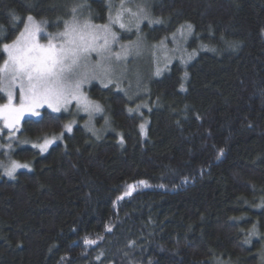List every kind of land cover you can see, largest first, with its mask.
Masks as SVG:
<instances>
[{"label":"trees","instance_id":"trees-1","mask_svg":"<svg viewBox=\"0 0 264 264\" xmlns=\"http://www.w3.org/2000/svg\"><path fill=\"white\" fill-rule=\"evenodd\" d=\"M121 3L0 0V41L12 43L29 15L55 35L73 8L105 24ZM123 4L162 21L142 25L144 48L191 25L186 51L196 56L152 73L141 111L114 87L91 86L109 120L100 139L78 125L41 153L33 145L69 120L47 109L25 119L13 141L0 132V264H261L264 0ZM6 58L0 45V64ZM11 162L30 167L10 179L3 171Z\"/></svg>","mask_w":264,"mask_h":264},{"label":"snow or ice","instance_id":"snow-or-ice-1","mask_svg":"<svg viewBox=\"0 0 264 264\" xmlns=\"http://www.w3.org/2000/svg\"><path fill=\"white\" fill-rule=\"evenodd\" d=\"M138 8V12H132L130 8L124 7L122 0L120 11L115 18L110 13L108 23L103 25L93 24L90 20L81 22L75 15L76 8H73L72 19L66 21L64 30L55 35L45 30L46 21L37 22L29 15L23 30L12 43L0 41L2 51L7 57L3 64H0V92H4L7 97L6 102L0 104V125H2L0 132L5 128L8 129L11 139L13 132L19 130L18 126L25 114L38 116L39 112L36 109L45 104L53 111H59L62 105L76 100L78 104L83 105L85 111H100L99 105L91 104L80 93L83 77L87 75L88 61L91 54L95 53L99 58L97 66L101 67L106 75L112 71L111 65L100 63L110 60L111 56H115L117 60L122 58L121 52H112V45L118 44L119 38L111 25L118 24L121 29H125L122 16L124 12H128L130 17L136 19V27L139 28L140 22L148 17L142 5ZM141 13L144 15L141 16ZM13 19L19 18L13 17ZM149 22L160 23L159 20ZM191 32L192 26L188 25L186 32L181 30V35ZM41 33L44 34L47 43L40 42ZM122 52L126 57L128 50L123 46ZM17 87L18 98L14 91ZM66 127L71 131L70 125ZM141 128L143 129V125ZM50 143L52 141L46 139L39 146L40 150L46 151ZM220 154H223L222 150ZM27 167V164L12 162L5 174L14 177L18 168ZM134 187L135 185H130L125 195H130ZM255 234L253 231L251 235ZM250 240L249 236L244 242L250 243ZM85 243L91 244L94 241L86 238Z\"/></svg>","mask_w":264,"mask_h":264},{"label":"rangeland","instance_id":"rangeland-1","mask_svg":"<svg viewBox=\"0 0 264 264\" xmlns=\"http://www.w3.org/2000/svg\"><path fill=\"white\" fill-rule=\"evenodd\" d=\"M131 11L138 12V10H131ZM116 14L117 13L114 12V14L112 15L113 18H115ZM143 15L144 13H141V16ZM76 16L81 22H83L84 20H90L85 16H79V15ZM147 17H148L147 19H143L142 22H140L139 28H137L136 19L130 17V14L128 12H124L122 16V20L125 23L126 28L121 29L118 24L111 25L112 30L117 33V36L119 38V43L112 45V52H121L122 58L120 60H117L115 56H111L110 60H105L100 62L103 65H111L112 71L106 75L103 69L97 66V62L99 61V58L96 56L95 53L91 54L90 60L88 61L87 75L86 77H83V82L80 85V93L84 97H86L88 102L94 105H99L97 102H95L90 98L88 93L91 86L98 84L104 88L114 87L115 90L123 93L128 98L132 99L134 103L139 104L138 109L139 111H141L142 109H145L144 104L141 102L145 94L147 93L148 79L152 73L153 76L158 78L162 76L174 62L178 61L186 65L187 63L194 60L196 53L195 52L188 53L186 51V45L190 39V36L192 35L193 29L191 34L181 35V30H180L176 35L171 36L170 38L164 40L160 44H157L155 46H150L148 48H144L142 40L140 39V31L142 25L149 24L150 26H158L162 24V21L160 19L154 18L150 13H147ZM34 20L37 22H41L36 20L35 18ZM156 20H159L160 23L149 22ZM90 22L96 24L91 20ZM97 25H103V24H97ZM133 32H136L138 40H134V41L122 40V34L131 35ZM40 42L47 43V39L45 38L43 33H41ZM122 46L124 49L128 50L126 57H124V53L122 52ZM14 91L18 98L19 95L18 87L15 88ZM2 93L6 97V94L4 92ZM99 108L100 111L98 112L85 111L83 105L78 104L76 100H71L70 103L66 105H62L59 111H53L45 104L43 107L36 109V111L39 112L38 116L25 114V116L22 118L18 126L19 130L13 132L10 140L13 141L16 139L17 134L20 131L22 122L25 119H39L42 116L43 110L45 109L55 114L68 115L69 120L66 126L70 125L71 131H68L67 127L65 126L63 132L60 135L53 136L47 139L52 141V143L48 145L46 151L40 150L39 146L41 144L36 145V147L39 149L41 153L45 154L52 146L61 142L63 140L64 135L72 133L73 129L78 125H82L92 136H94L96 139H100L105 134L106 131H109L108 130L109 120L105 115L103 108L100 105ZM82 118L84 120L82 123H80V120ZM145 127L143 125L142 133L144 135H146ZM0 128H2V125H0ZM5 130L9 131L8 129H3V131ZM4 148L6 147L0 144V151L5 150ZM11 164L12 162L7 166V168L11 167ZM20 164H24V163H20ZM29 167L30 166L28 165L27 168H18L14 173V176L19 171L28 170ZM6 169L3 171L4 175L7 178L14 179V177H9L5 174ZM261 257L262 258H260V263L264 264V250L262 252Z\"/></svg>","mask_w":264,"mask_h":264}]
</instances>
